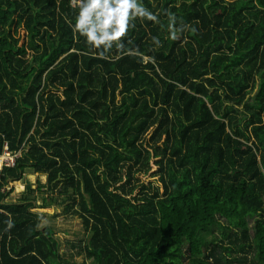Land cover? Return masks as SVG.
Here are the masks:
<instances>
[{"label": "trees", "instance_id": "trees-1", "mask_svg": "<svg viewBox=\"0 0 264 264\" xmlns=\"http://www.w3.org/2000/svg\"><path fill=\"white\" fill-rule=\"evenodd\" d=\"M223 1H145L159 22L101 57L69 0H0V152L19 149L0 168V264H73L32 187L3 198L26 166L79 217L78 264H264V0Z\"/></svg>", "mask_w": 264, "mask_h": 264}, {"label": "rangeland", "instance_id": "rangeland-1", "mask_svg": "<svg viewBox=\"0 0 264 264\" xmlns=\"http://www.w3.org/2000/svg\"><path fill=\"white\" fill-rule=\"evenodd\" d=\"M148 1L150 6H153L155 0H145ZM145 1L139 0L149 11L150 7L145 4ZM214 0H206L205 4L208 6L213 5ZM231 0H224L223 4L226 5L227 2ZM234 1V9L239 8L242 5H248L249 0H233ZM158 10V8H156ZM216 11H220L221 7L215 8ZM151 12V11H150ZM253 15H258V13L254 12ZM170 16V15H169ZM168 14L162 16L164 22H170ZM173 16V15H171ZM257 17V16H256ZM141 18L137 17L134 20L130 21L133 23H138ZM167 24V23H164ZM168 25V24H167ZM8 27V23H4L0 20V33ZM264 29V24L261 22L259 24V33ZM213 43V42H212ZM243 51V50H242ZM29 77V73L25 74L23 77L14 78L15 87H14V95L18 93L22 87H24L27 83ZM258 82L255 86L249 91L248 97L251 95L252 98L250 100V104L254 107H258V99L256 98ZM231 106V105H230ZM238 112L243 113L239 124L243 118L247 116V111L241 107V105L236 106ZM215 165V161H212V166ZM153 168V167H152ZM151 168V169H152ZM139 180H154L155 175H151L150 172L147 173H136ZM44 174L39 172H33L28 166L24 168V172L22 176L18 179H7V192L4 194V199L6 200H14L20 193V188L22 189L25 186H30L33 188L34 198H32V207L31 209L36 210L41 213L40 222L48 223L52 228V234L58 240V251L62 258L66 260V262H70L73 264H78L82 258L83 253L77 250L76 246H71L70 242L77 243V241H81L86 237V232L81 226V222L78 216L74 213L71 214L70 211L64 212L62 209V200L61 198L63 194H56L54 192L50 193L44 188ZM36 186H39L38 190L35 189ZM83 264H91L88 259L84 260Z\"/></svg>", "mask_w": 264, "mask_h": 264}, {"label": "clouds", "instance_id": "clouds-1", "mask_svg": "<svg viewBox=\"0 0 264 264\" xmlns=\"http://www.w3.org/2000/svg\"><path fill=\"white\" fill-rule=\"evenodd\" d=\"M71 3L73 7H79L73 26L74 31L79 32L94 49H101L99 52L101 57H104L113 45L118 50H124L121 41L132 26L130 21L139 17L159 22L157 16L139 0H71ZM169 19V38L175 40L178 38V32L183 31V26L177 29L175 17L170 15ZM191 31L195 33L196 29L192 28ZM152 39L159 45L156 37ZM136 54L143 58L142 53L137 51Z\"/></svg>", "mask_w": 264, "mask_h": 264}, {"label": "built area", "instance_id": "built-area-1", "mask_svg": "<svg viewBox=\"0 0 264 264\" xmlns=\"http://www.w3.org/2000/svg\"><path fill=\"white\" fill-rule=\"evenodd\" d=\"M70 5H72L71 0H69ZM19 154V149L15 151H9L6 145H3V150L0 152V168L5 165H10L14 161V157Z\"/></svg>", "mask_w": 264, "mask_h": 264}, {"label": "crops", "instance_id": "crops-1", "mask_svg": "<svg viewBox=\"0 0 264 264\" xmlns=\"http://www.w3.org/2000/svg\"><path fill=\"white\" fill-rule=\"evenodd\" d=\"M24 149H26V146H25V148H24ZM7 179H9V178H7ZM5 188L7 189V184H6ZM7 190H8V189H7Z\"/></svg>", "mask_w": 264, "mask_h": 264}]
</instances>
